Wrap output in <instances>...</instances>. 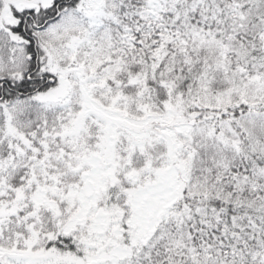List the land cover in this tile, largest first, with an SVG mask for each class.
I'll return each mask as SVG.
<instances>
[{
  "label": "snow or ice",
  "instance_id": "snow-or-ice-1",
  "mask_svg": "<svg viewBox=\"0 0 264 264\" xmlns=\"http://www.w3.org/2000/svg\"><path fill=\"white\" fill-rule=\"evenodd\" d=\"M0 264H264V0H0Z\"/></svg>",
  "mask_w": 264,
  "mask_h": 264
}]
</instances>
